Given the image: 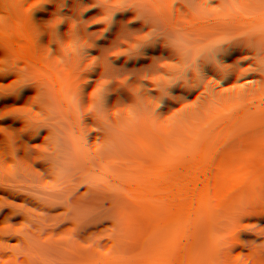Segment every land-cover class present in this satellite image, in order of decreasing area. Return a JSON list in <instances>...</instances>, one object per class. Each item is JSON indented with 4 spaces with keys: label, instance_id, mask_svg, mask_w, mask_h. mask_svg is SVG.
Returning a JSON list of instances; mask_svg holds the SVG:
<instances>
[{
    "label": "trees",
    "instance_id": "obj_1",
    "mask_svg": "<svg viewBox=\"0 0 264 264\" xmlns=\"http://www.w3.org/2000/svg\"><path fill=\"white\" fill-rule=\"evenodd\" d=\"M0 264H264V0H0Z\"/></svg>",
    "mask_w": 264,
    "mask_h": 264
}]
</instances>
